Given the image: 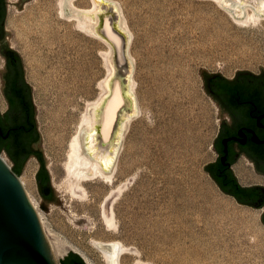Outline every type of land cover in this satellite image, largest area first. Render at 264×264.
Returning <instances> with one entry per match:
<instances>
[{"label": "rangeland", "instance_id": "obj_1", "mask_svg": "<svg viewBox=\"0 0 264 264\" xmlns=\"http://www.w3.org/2000/svg\"><path fill=\"white\" fill-rule=\"evenodd\" d=\"M116 1L133 33L130 53L142 114L125 133L114 182L99 177L84 181L86 191L76 197L66 177L68 144L87 102L100 93L98 83L107 71L101 51L108 46L80 31L76 20L61 17L58 0H6L9 45L21 55L32 87L40 133L35 147L44 153L56 194L54 201L44 199L36 179L40 161L28 158L38 165L27 188L50 245L52 240L70 246L68 252L84 254L92 264H106L96 243L118 239L130 250L123 264H161L162 257L172 258L181 247L176 244L179 224L162 215L165 205L179 199L193 207L199 224L209 223L220 264H264L262 211L226 194L205 169L217 157L215 141L224 112L204 77L205 71L226 78L241 70L262 73L264 17L241 23L213 0ZM74 3L79 8L91 5L90 0ZM6 63L0 52L4 99ZM158 65L167 74L162 90L148 81V72L156 73ZM149 89H155L154 96ZM6 108V100L4 105L0 101V111ZM1 154L13 167L8 153ZM104 204L114 211L113 227L104 221ZM159 237L171 242L161 251L154 248Z\"/></svg>", "mask_w": 264, "mask_h": 264}, {"label": "bare ground", "instance_id": "obj_2", "mask_svg": "<svg viewBox=\"0 0 264 264\" xmlns=\"http://www.w3.org/2000/svg\"><path fill=\"white\" fill-rule=\"evenodd\" d=\"M215 1L229 5L238 18L233 17L241 23L248 21L258 22L264 17L262 16L264 15V0ZM90 2V7L79 8L74 3V0H58V10L61 17L76 20V25L80 31L99 38L108 45V49L101 51L107 63V71L98 83L100 93L94 100L87 102L77 130L68 144V158L65 163L66 177L69 182L68 188L76 197L85 193L84 181L99 177L104 182H114L116 161L125 133L130 123L142 114V107L136 92L137 82L134 78V57L130 53L133 33L128 25L124 10L116 0H90ZM110 5H112V10L117 11V20L111 24L108 21V16L112 15V12L109 11ZM95 21L97 22L95 23ZM112 25H115L118 31L123 34V37L112 30ZM113 53L117 54L121 63L125 62L127 57H129L130 73L126 83H123L121 78L117 79L114 76L115 64L109 59ZM161 61L164 62V58H161ZM155 69L157 70L156 73L148 72V81L151 87L159 84L156 89L162 90L165 87L166 70L165 67L159 65ZM150 89L149 94L154 96L155 89L151 91ZM0 101L1 105H4V97H0ZM92 128L98 129L100 140L95 149L96 153L89 155L83 152L82 141L86 139V135ZM3 158L7 161L4 156ZM37 165V161L34 158L29 159L24 174L20 177L26 193L36 210L37 205L27 188V181L30 183L31 176L36 172ZM48 166L53 174V165L48 164ZM116 193L117 188L111 192L114 196ZM193 210L192 206L185 205L179 199L172 200L162 209V215L165 216L166 220L176 221L181 229L176 240V244H181V247L171 253L174 255L171 256L172 258L166 260L162 257L163 264L166 262L168 264L174 262L177 264H220V254L215 250L214 241L210 237V232H208L210 225L207 222L199 224L194 217ZM102 214L108 227L115 226V215L112 207L104 204L102 206ZM158 241L160 243L158 245L154 244V248L159 251L164 249L163 246L165 244L171 243L168 239H160V237ZM106 243L110 244V246L106 247ZM51 245L56 259L65 257L70 248V246L56 243L52 240ZM96 245L103 253L106 264H123L122 258L124 254L130 252L124 243L118 239L109 240L108 242H97ZM81 255L88 264H92L86 255ZM174 257L176 259L172 260Z\"/></svg>", "mask_w": 264, "mask_h": 264}, {"label": "flooded vegetation", "instance_id": "obj_3", "mask_svg": "<svg viewBox=\"0 0 264 264\" xmlns=\"http://www.w3.org/2000/svg\"><path fill=\"white\" fill-rule=\"evenodd\" d=\"M4 10V0H0L2 49L7 48L4 41ZM13 55V50L5 53L8 68L5 84L7 108L4 112L0 111V136H3L0 146H5L2 151L8 155L15 134L12 127L17 124L32 126L34 123L31 92L19 63L13 61L12 64ZM12 67L17 75L11 71ZM12 85H16L21 93L14 94ZM207 87L224 112L215 141L217 157L208 167L209 172L226 194L242 205L261 210L264 222V73L240 72L233 78L216 74L207 79ZM32 133H24L20 137L27 139L28 151H40L35 147L37 132ZM27 150L17 155L18 167ZM31 156L35 155L28 158ZM36 179L44 193L51 192L49 174L41 169V164Z\"/></svg>", "mask_w": 264, "mask_h": 264}, {"label": "water", "instance_id": "obj_4", "mask_svg": "<svg viewBox=\"0 0 264 264\" xmlns=\"http://www.w3.org/2000/svg\"><path fill=\"white\" fill-rule=\"evenodd\" d=\"M5 3H6V14H7L6 0ZM215 3L221 9L228 12L230 15L232 14L231 15L232 17L234 16L235 18H238L235 15L234 10L229 5L219 3L217 1H215ZM109 11L112 12V15L108 16V21L111 24L113 21L117 20V15H116L117 11L112 10V5L109 6ZM96 22L97 21H95V23ZM4 29H5V20H4ZM112 30L115 33H117L119 36L123 37V34L118 31L115 25H112ZM4 41L7 48L2 49V46L0 44V52L2 54L5 55V53H7L10 50L15 51L9 45L8 31L6 29H5ZM105 44L106 46H108L107 43ZM109 59L110 61L112 60V63L115 64L116 70L114 76H116L117 78L118 77L121 78L122 82L126 83L128 81L129 73H130L129 57H127L125 62L121 63L120 60L118 59L117 54L113 53ZM261 68H262V73H264L263 66H261ZM22 69L25 78V69L23 66V62H22ZM7 70L8 68L6 63V66L3 70L2 89L4 94H5ZM240 72L253 73L247 70L238 71V73ZM216 74L222 75L221 73H210L206 71L204 72L206 87H207V79ZM29 87L32 97V87L30 85ZM35 119H36V115H35ZM0 133H2V131H0ZM86 136H87L86 139L82 141V149L83 152L92 155L96 153L95 149L100 140L98 129L92 128L89 131L88 135ZM39 137H40V133L38 131L37 140L39 139ZM41 152L46 165L44 153L43 151ZM27 160L25 161L24 166ZM211 163L206 165L205 169L209 170L208 167L210 166ZM13 167L10 166L8 162L3 158L2 154H0V264H58L53 254L52 248L49 244V241L47 239V236L45 234V231L43 229L41 220L39 218V213L32 205L26 193L25 187L20 179V176L16 172H14ZM39 189L44 199L48 201H54L56 199V194L52 185H51L50 193L49 192L44 193L41 190L40 186ZM105 246L109 247L110 244L106 243ZM81 257L84 259L82 255ZM84 261L86 262L85 259ZM86 264L88 263L86 262Z\"/></svg>", "mask_w": 264, "mask_h": 264}, {"label": "trees", "instance_id": "obj_5", "mask_svg": "<svg viewBox=\"0 0 264 264\" xmlns=\"http://www.w3.org/2000/svg\"><path fill=\"white\" fill-rule=\"evenodd\" d=\"M4 4H5V10H4L3 16H4V20H5V17H6V3H5V0H4ZM13 61H15L16 63H19L20 70H21L23 78H24L23 69H22V60H21L20 55L17 52H15V51H14V55L12 56V64H13ZM11 71L14 73V75L16 74V69L14 67L11 68ZM24 80H25V78H24ZM25 83H26L27 87L30 90L29 84L26 82V80H25ZM11 88L14 91V94H20L21 93L16 85H12ZM31 99H32V97H31ZM32 108L34 110L33 111L34 123L32 124V126H28V125H24V124H17L16 127H12V130L15 132V134H14V139H13V142H12V147H11L10 150H8V152H9V155L12 158V160L15 162L13 170L19 176L22 173V169H23V166H24V163H25L26 159L30 155H35V156L38 157V159L40 161V164H41V169L46 171V173L48 174V170L46 168L42 152L41 151H28L27 150V141H26L27 139H25L24 137H20L21 134H24V133L31 134L32 132H37L36 135L38 137V130H37V124H36V119H35V106L33 104V101H32ZM21 111H23L22 108H21ZM33 130H35V131H33ZM32 134H34V133H32ZM0 138H3V136H0ZM4 148H5V146L4 147L0 146V154L2 152V149H4ZM26 150L28 152L25 153L26 156L23 159L22 164L18 167L16 165L17 155L19 153H21L22 151H26ZM61 264H86V262L84 261V259L81 257L80 254H78V253H76L74 251H70V252L67 253V255L64 258H62Z\"/></svg>", "mask_w": 264, "mask_h": 264}]
</instances>
